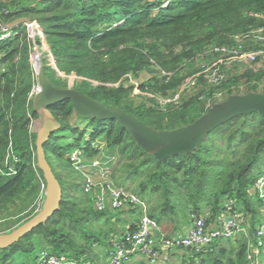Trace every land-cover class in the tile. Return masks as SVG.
<instances>
[{
	"label": "trees",
	"instance_id": "16d2710c",
	"mask_svg": "<svg viewBox=\"0 0 264 264\" xmlns=\"http://www.w3.org/2000/svg\"><path fill=\"white\" fill-rule=\"evenodd\" d=\"M20 17L37 21L58 70L83 78L74 90L156 130L191 123L232 93H264V87L259 89L264 81V62H260L241 69L235 64L224 66V79L217 89L202 88L168 109L135 104L131 98L135 87L157 94L175 91L194 73L188 66L198 53L211 54L212 46L232 44L236 35L264 31V0H0L2 23ZM13 30L14 35L0 40V160L11 138L20 161L16 174L0 176V209L5 210L19 199L26 203L34 200L44 181L36 162V132L30 131L31 119L37 118L33 97H29L36 84L30 61L33 44L23 24ZM35 43H40L37 37ZM259 46L252 40L244 43V49ZM43 72L54 86L66 88L51 66L43 64ZM129 76L136 80L135 85ZM198 81L205 86L202 77ZM202 94L209 99L199 101ZM190 106L196 110L189 118ZM48 109L59 127L50 132L43 150L59 182L61 200L44 221L0 247V264H13L14 254L32 260L40 249L76 261L97 259L96 247L109 244L117 232L116 225L107 221L108 214L117 211L95 210L81 183L67 180V175L61 174L64 171L57 172L50 161L63 168L71 166L67 151L74 146L92 159L102 152L101 142L111 152L118 149L125 169L123 182L132 184L139 176L138 193L161 197L148 210L158 223L175 224L203 214L207 225L213 227L228 200L233 199L232 211L244 213L240 215L256 242L255 227L263 202L254 197L257 177L253 171L264 172V114L234 115L210 129L191 151L157 160L144 152L115 118L81 117L69 98L50 104ZM33 215L19 224L0 226V233L10 232ZM189 250L181 264H249V247L242 237L216 240L199 252Z\"/></svg>",
	"mask_w": 264,
	"mask_h": 264
},
{
	"label": "built area",
	"instance_id": "2783aa9c",
	"mask_svg": "<svg viewBox=\"0 0 264 264\" xmlns=\"http://www.w3.org/2000/svg\"><path fill=\"white\" fill-rule=\"evenodd\" d=\"M7 25L0 21V40L9 38L15 34L13 28H7ZM23 25L25 26L28 38L33 44L32 46L37 45L35 43L36 37L39 41L44 39L43 32L36 20H30L27 23H23ZM113 25L116 24L114 23ZM247 40H252L260 46L254 49H244V43ZM262 46H264V31L261 29L252 30L247 34L236 35L232 44L212 46L208 53L215 54L217 58L203 63L195 74L184 80L183 84L167 102L169 104L177 103L184 91L196 86L199 77H202L205 82L217 86L224 79L221 66L231 67L233 64L240 62L248 64L257 61L264 62V47ZM33 49V52L30 53L32 68L35 63L32 60L34 59L32 54L38 53L34 47ZM166 75H169V73ZM129 80L134 85L136 84L130 76ZM35 86L36 84L30 91L29 97L34 96ZM35 122V119H31L30 131H35ZM69 160L71 166L83 174L85 178V191L91 194L95 210L103 212L127 208L138 211L135 228L112 238L108 264H129L132 258L137 255L142 258L137 260L135 264H159L160 260L164 261L167 259L166 254L170 251L179 248H189L199 252L203 247L208 246L216 240H233L239 237L246 239L248 247L251 246L246 256L249 264H258L257 255L264 246V220L255 227L254 235L256 242L250 243V232L244 223V219L238 211H232L233 199L228 200L226 210L222 213L218 225L209 227L203 214L192 215L191 227L186 232L169 236L164 233L157 220L148 214L149 205L146 199L136 191H132L130 188L111 181L109 177L111 166L108 162L101 161L98 157H93L90 164H86L80 149L71 152ZM19 161L20 158L14 152L13 142L10 138L4 157L0 160V176L4 177L16 174V164ZM45 188V181L41 180L40 191L37 197L38 206L34 210L35 214L41 209L45 196ZM254 190L257 197L263 202L264 213V177L260 176L255 180ZM18 264H96V262L89 260L76 261L65 254H56L48 249H41L34 259Z\"/></svg>",
	"mask_w": 264,
	"mask_h": 264
},
{
	"label": "water",
	"instance_id": "95a60500",
	"mask_svg": "<svg viewBox=\"0 0 264 264\" xmlns=\"http://www.w3.org/2000/svg\"><path fill=\"white\" fill-rule=\"evenodd\" d=\"M27 17H20L7 25L13 28L27 23ZM38 64H33L36 74L33 109L37 113L36 121V162L42 172L46 188L41 209L13 230L0 233V247H5L16 241L24 233L30 231L44 221L58 208L61 200V188L43 150V143L50 132L59 127V123L50 113L48 106L59 100L69 98L75 112L81 117L115 118L129 132L136 144L146 153L157 160L191 151L201 142L210 129L228 118L251 111L264 114V93L248 91L246 93H232L227 98L213 103L204 113L193 122L172 130H156L147 126L131 114L118 108H107L98 101L79 93L72 88H58L45 76L43 62L40 55Z\"/></svg>",
	"mask_w": 264,
	"mask_h": 264
},
{
	"label": "rangeland",
	"instance_id": "374dc122",
	"mask_svg": "<svg viewBox=\"0 0 264 264\" xmlns=\"http://www.w3.org/2000/svg\"><path fill=\"white\" fill-rule=\"evenodd\" d=\"M8 1V0H6ZM235 38V37H234ZM33 47L38 51L41 59H42V62L43 64L45 65H49L51 66L52 69L55 70V74L56 76L62 80V83L65 85L66 88H74L76 86H78V84L82 81V77L80 76H77L75 73H64L60 70H58L53 62V58H52V55H51V52H50V49L45 41V38L44 39H41L40 43L35 45V46H32L31 45V52H33ZM248 48H250L248 46ZM33 55V58L32 60H34L35 64L37 63V60H38V56L36 54H32ZM203 56H207L208 58H203ZM217 58V56L215 54H203V53H198L194 59L191 61V63L189 64L188 66V69L192 70L194 69V73L192 74H195V71H197V69L204 63L206 62L207 60H215ZM203 59L205 61H203ZM260 63V61H257L255 63H238V64H235L236 68L238 69H241L243 66H257L258 64ZM188 65V64H187ZM224 69H227L225 68L224 66L221 67V69L223 70ZM199 70V69H198ZM192 74L186 76L184 78V80L186 78H188L189 76H191ZM133 82L135 83L136 80L135 79H132ZM184 81L181 82V84L179 85V87L183 84ZM92 84H96L95 82L91 81ZM205 86H200V82L197 81V84L195 87L193 88H190L186 91H184L182 93V96L180 98V100L178 101L179 103L184 101L185 99L187 98H190L192 96H195L200 90H202V88H207L210 86V88L212 89H217L215 86H213L212 84L210 83H207V82H203ZM108 86H115V84H107ZM178 87V88H179ZM264 87V81L263 83L259 86V89H262ZM177 88V89H178ZM176 89V90H177ZM175 91H171V92H168L167 94H157V93H152L150 91H147V90H140L138 88H133L132 90V94H131V98H132V101L133 103L135 104H148V105H153V104H157V106L161 109H168L170 107L173 106V104H169L167 101L171 98V96L174 94ZM217 96V95H216ZM218 97V96H217ZM209 99V98H208ZM205 95H200L198 97V100L199 101H202L204 102L205 100H208ZM164 100V101H162ZM160 102V104H159ZM177 102V103H178ZM193 108V109H192ZM195 110H196V106L195 107H191L189 108V118L194 116L195 114ZM83 125V124H82ZM37 127V126H36ZM100 142V141H98ZM102 144V148H104V144L103 142H101ZM75 150H79L77 149V146H74V147H71L68 149L67 151V155L69 156L71 152L75 151ZM104 152H108V150H106L104 148ZM110 151V150H109ZM102 153V152H101ZM108 155V154H107ZM111 161H113L110 166H111V174H110V179L111 181L115 182V184H121L127 188H130L132 191H138V181H139V176L135 179V182H132V184H129L128 185V182H123V176L125 175V169L123 168L122 166V161H121V158H120V155H119V152H118V149H115L113 151V155L111 154ZM104 157V156H103ZM103 157H98L101 161H104L102 160ZM105 158V157H104ZM110 158V157H109ZM113 159V160H112ZM90 161L91 159H85V163L86 164H90ZM121 162V164H120ZM50 163L52 164L53 168L55 170H58L57 172L63 174V175H67L66 178L67 180H70L71 182H80L81 183V186H82V191L85 193V194H88V196L90 197V202H91V205L93 207V203H92V197H91V194L86 192L85 191V178L83 176V174L79 171H76L73 166H68L66 168H63L61 166H59V164L53 160L50 161ZM260 170L257 169V170H254L253 173H255V176L258 178L260 176L264 177V172H260ZM121 176V177H120ZM94 177V176H93ZM96 178V177H94ZM256 178V179H257ZM63 179V177H62ZM71 182L69 183V186L71 187ZM64 187H66L64 185ZM254 190V188H253ZM252 190V191H253ZM39 191H40V188H39ZM39 191H38V194H39ZM138 193V192H137ZM140 194V193H138ZM144 199L147 200L148 202V205H149V208L148 210L150 209L151 205L153 204H157L161 201V197H158L156 198L157 196H155V194H152V195H148V192H143L140 194ZM37 197L38 195L34 198V200H31L30 202L26 203L24 202L23 200H17V203L10 206L8 210H5V209H0V226H5L7 225L8 223H12V224H19V222L24 219L25 217H27L29 214L33 215L32 213L34 212V210L37 208L38 204H37ZM254 197H257L255 194H254ZM109 211V210H108ZM260 211H262V213L260 212V214L258 215L257 217V224L256 226H258L263 220H264V213H263V204L262 206L260 207ZM241 212V211H240ZM35 213V212H34ZM243 213V212H242ZM240 213V214H242ZM118 213L117 212H110L108 214V217H107V221H108V224L109 225H116V223H121L122 224V220H126V217L124 216L123 218H118L119 220H117L116 222L114 221V219H117V217H119L117 215ZM128 214V217L130 220L128 221H134L136 222L137 220V214H138V211H128L127 212ZM244 214V213H243ZM103 221V219L101 220ZM114 221V222H113ZM182 222V225L179 227L180 229V232L179 234H183L184 232H186L190 227H191V224H192V219L190 218L189 220H186L185 222L180 220L179 223L181 224ZM178 222L175 223V224H178L180 225ZM207 223V222H206ZM102 225H104V227H110L108 225H105L104 223H101ZM248 226V225H247ZM167 235V234H166ZM252 235H250V243H252ZM99 247V246H98ZM96 248L95 250H99V248ZM249 248L251 249V246H249ZM41 250V249H40ZM174 251V250H173ZM175 253L173 254V256H171V253L168 254L169 257H167L166 260L162 261L164 262V264H181V256H184V254L188 255V253L190 252L189 249L187 248H179L178 250H175L174 251ZM33 255V254H32ZM31 255V256H32ZM102 255H103V252H102ZM12 260L11 262L13 264H18L20 262H27L29 261L30 258L26 257L25 255H20V254H14L12 257ZM103 258H104V255H103ZM109 261V259L107 260ZM257 261H258V264H264V246L260 249L258 255H257ZM108 264V263H107Z\"/></svg>",
	"mask_w": 264,
	"mask_h": 264
},
{
	"label": "crops",
	"instance_id": "0c3cea01",
	"mask_svg": "<svg viewBox=\"0 0 264 264\" xmlns=\"http://www.w3.org/2000/svg\"><path fill=\"white\" fill-rule=\"evenodd\" d=\"M35 129H36V122H35ZM102 145V144H101ZM106 149V148H105ZM106 150H108V149H106ZM105 150H104V148H102V153L100 152L97 156H95V157H103V159L102 160H104V161H106V162H108V164L110 165L113 161H111V154L113 155V151L111 152V151H109L108 150V152H104ZM108 154V155H107ZM110 157V158H109ZM85 158V157H84ZM85 159H87V157L85 158ZM114 163V162H113ZM112 166V165H111ZM128 211H131L130 209H122V210H118L117 211V215L119 216V217H117V219H114V221L116 222L117 220H119L118 218H123L124 216L126 217V220L124 221V220H122L121 222H122V224L121 223H116V231L117 232H115L114 234H113V236H112V238H114V237H118V236H120L122 233H124L125 231H128V230H132V229H134L135 228V226H136V224H135V222L134 221H128V220H130L129 219V217H128V214H127V212ZM113 221V222H114ZM220 223V220L217 222V224L216 225H218ZM160 224V227L162 228V230L164 231V233L165 234H167V235H169V236H174V235H178L179 234V232H180V229H179V227L182 225V222H181V224L180 225H178V224H174V223H171V222H169V221H163V222H161V223H159ZM215 225V226H216ZM112 240V239H111ZM234 240V239H233ZM97 248V247H96ZM99 248V250H97V253H98V256H97V259H95V262H96V264H107L108 263V259H109V251L111 250V241H110V243L108 244H106L105 246H99L98 247ZM178 250V249H177ZM175 251V250H174ZM174 251H170L168 254H170L171 253V256H173V254L175 253ZM102 252H103V255H104V258H103V255H102ZM168 254H166L167 255V257H169L168 256ZM142 257L141 256H139V255H137V256H134L133 258H132V261L129 263V264H135V262L137 261V260H139V259H141ZM181 258H182V256H181ZM159 264H164V262H162V260H160L159 261Z\"/></svg>",
	"mask_w": 264,
	"mask_h": 264
},
{
	"label": "bare ground",
	"instance_id": "6f19581e",
	"mask_svg": "<svg viewBox=\"0 0 264 264\" xmlns=\"http://www.w3.org/2000/svg\"><path fill=\"white\" fill-rule=\"evenodd\" d=\"M38 61H39V58H38V60H37V63H36V65L38 64Z\"/></svg>",
	"mask_w": 264,
	"mask_h": 264
}]
</instances>
